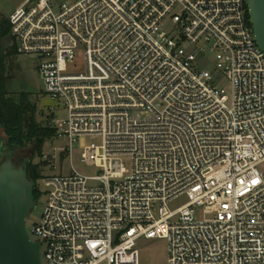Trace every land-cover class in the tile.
<instances>
[{
  "label": "built area",
  "instance_id": "1",
  "mask_svg": "<svg viewBox=\"0 0 264 264\" xmlns=\"http://www.w3.org/2000/svg\"><path fill=\"white\" fill-rule=\"evenodd\" d=\"M7 23L64 160L93 140L92 173H40L41 264H139L141 239L165 240L166 264H264V52L247 0H22Z\"/></svg>",
  "mask_w": 264,
  "mask_h": 264
},
{
  "label": "rangeland",
  "instance_id": "2",
  "mask_svg": "<svg viewBox=\"0 0 264 264\" xmlns=\"http://www.w3.org/2000/svg\"><path fill=\"white\" fill-rule=\"evenodd\" d=\"M22 0H0V19L7 21L8 15L20 4ZM12 77L8 84L9 93L11 96H16L20 92L28 94V97L32 104L35 106L34 120L36 124L41 126H47L49 123V116L47 113V106L51 104V101L42 94L41 80L33 67L32 61L29 58L15 54L12 58ZM222 85L227 88V82H222ZM90 137H79L76 142L72 144V161L69 163L68 159L64 160V154L59 150L62 147H66L67 143L53 136L47 138L42 146L40 155H34L30 148L26 147L18 152H13L6 147V137L3 130L0 128V163L5 158L13 159L18 165L19 163H25L26 169L29 163L42 164L40 166V172L43 174H62L66 175L71 172L72 169L90 174L93 169L85 166L79 162V154L84 146L92 142ZM35 186L38 189L40 195L35 201V208L27 213L24 226L28 237L34 241L36 237L32 232V228L38 222L42 209L45 204V196L43 194V185L40 181V177L36 180ZM185 201L184 197H180L171 203L173 208L181 205ZM198 217H201V213H198ZM138 249V263L139 264H166L167 259V246L163 239H141L137 245Z\"/></svg>",
  "mask_w": 264,
  "mask_h": 264
},
{
  "label": "water",
  "instance_id": "3",
  "mask_svg": "<svg viewBox=\"0 0 264 264\" xmlns=\"http://www.w3.org/2000/svg\"><path fill=\"white\" fill-rule=\"evenodd\" d=\"M247 7L256 45L264 52V0H247ZM33 189L25 163L17 165L10 158L0 163V264H41L39 244L24 226L35 208Z\"/></svg>",
  "mask_w": 264,
  "mask_h": 264
},
{
  "label": "trees",
  "instance_id": "4",
  "mask_svg": "<svg viewBox=\"0 0 264 264\" xmlns=\"http://www.w3.org/2000/svg\"><path fill=\"white\" fill-rule=\"evenodd\" d=\"M16 54L9 34V26L5 19H0V128L6 137V147L18 152L26 147L34 155H40L45 140L53 136L54 131L46 126L36 124L34 120L35 106L28 94L20 92L11 96L8 84L12 77V58ZM42 164L27 165V176L34 182L40 177ZM39 192L34 186L32 197L36 201Z\"/></svg>",
  "mask_w": 264,
  "mask_h": 264
},
{
  "label": "flooded vegetation",
  "instance_id": "5",
  "mask_svg": "<svg viewBox=\"0 0 264 264\" xmlns=\"http://www.w3.org/2000/svg\"><path fill=\"white\" fill-rule=\"evenodd\" d=\"M15 163V162H14ZM16 164V163H15Z\"/></svg>",
  "mask_w": 264,
  "mask_h": 264
}]
</instances>
